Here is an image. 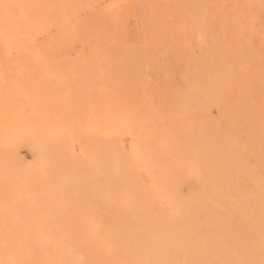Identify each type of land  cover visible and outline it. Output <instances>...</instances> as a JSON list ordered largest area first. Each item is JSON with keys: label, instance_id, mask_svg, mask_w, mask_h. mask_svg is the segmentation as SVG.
<instances>
[{"label": "bare ground", "instance_id": "1", "mask_svg": "<svg viewBox=\"0 0 264 264\" xmlns=\"http://www.w3.org/2000/svg\"><path fill=\"white\" fill-rule=\"evenodd\" d=\"M101 1L45 0L28 7V2L26 6V2L0 0L1 25H5L2 32H17L18 57H38L33 51L37 46L35 34L24 42L23 31L28 23L31 29L44 28L45 56L63 58L67 39L76 36L73 28L77 26L72 28L71 21L80 10ZM143 1L153 16L154 39L159 40L167 29H173L168 20L177 15L176 2L159 0L165 8L161 16L155 2ZM198 17L202 25H208V36L216 46L230 42L249 45V35L227 18L209 23L204 14ZM189 35L196 46L198 36L193 28ZM261 41L263 44L264 36ZM219 46L209 52L211 67L217 63L215 56L222 53ZM103 51L118 60V66L110 74L113 93L101 90L99 94L94 224L77 235L46 227L49 221L37 209L36 200L52 206L50 194L56 189L54 185L61 183L53 175L50 147L62 149L69 134L62 125L55 127L54 134L45 125L20 128L15 135L16 147L30 146L40 161L27 167L18 151L19 171L5 186L27 210L19 215L23 219L18 221L17 235L0 237V264H264V117L258 118V127H263L257 139L253 132L247 136L246 132L254 130L247 131L236 118L237 109L245 102L254 106L261 103L264 112V85L263 90L247 92V100L245 93L218 89L224 79L214 78L215 68H211L204 73L205 82L193 79L196 89L182 94L174 109L155 111L146 104L142 115L149 122L144 124L132 93L116 96L118 85L129 79L122 78L126 75L122 71L124 54L118 58L115 52L96 44L88 58L99 66L100 81L105 83ZM199 51L204 55L209 49ZM202 69L196 64L197 73ZM207 83L217 91L210 90L212 86ZM213 109L218 110L215 118ZM159 125L165 130L158 131ZM249 153L260 161L253 167ZM167 167L191 181L197 200L184 203L173 195ZM42 191L46 194L41 197ZM28 216L34 219V228L21 225ZM54 223L58 222L50 224Z\"/></svg>", "mask_w": 264, "mask_h": 264}, {"label": "rangeland", "instance_id": "2", "mask_svg": "<svg viewBox=\"0 0 264 264\" xmlns=\"http://www.w3.org/2000/svg\"><path fill=\"white\" fill-rule=\"evenodd\" d=\"M16 1L26 2V6L29 3L28 7H31L35 2L45 0ZM158 1L151 0L155 2L159 15L163 16L165 8ZM191 1L193 3H189ZM175 2L177 15L168 20L173 29H167L159 40L154 39L155 33L151 30L153 16L143 0H103L97 6L82 9L70 25L72 28L73 24L77 26L73 28L76 36L67 39L63 48L65 55L59 59L45 56L44 28L31 29L30 23L22 30V37L24 42H28L35 34L37 46L33 51L38 57L26 54L18 57L19 36L15 29L6 34L2 32L1 26L5 25H1L4 19L0 9V237L16 236L18 221L23 219L21 216L27 210L26 204L5 186L7 180L9 183L19 171L18 151L27 167L40 161L30 146L22 145L18 150L14 143L15 135L20 128L37 125L49 126L51 134L57 125H62L64 132L66 129L69 134L62 149L50 147L53 175L61 183L55 184L56 189L50 194L52 206L36 200L37 209L49 221L46 227L56 228L64 235H77L94 224L95 162L98 155L95 131L99 122V94L101 90L113 93L110 74L115 73L118 66V60L103 51L106 62L102 67L105 76L102 84L99 66L88 58L94 45L100 44L102 49L115 52L118 58L124 54L122 71L126 75L122 78L129 79L120 83L119 92L115 93L117 98L124 93H132L144 124L149 122L142 115L146 104L155 111L174 109L182 94L196 89L193 79L205 82L204 73L210 72L211 68H215L212 70L214 78L224 79L222 85L218 84L221 91L245 93L244 98L248 100L247 92L263 90L264 56L261 54H264V43L261 37L264 36V0ZM198 14L207 16L209 23L219 17L227 18L229 23L249 35L246 37L249 45L230 42L216 46L214 39L208 36V25L201 24ZM20 16L23 17V13ZM192 28L198 36L195 37L196 46L190 40ZM218 46L222 53L215 56L217 63L211 67L212 55L209 52ZM205 47L209 51L203 55L199 50ZM195 63L203 68L200 73H197ZM207 85L212 86L210 90L217 91L215 86ZM260 105L259 102L256 106L245 102L242 109H237L236 115L247 131L249 128L254 130L246 132V135L253 132L256 139L263 127L257 125L258 118L264 117ZM211 114L215 118L218 110L213 109ZM162 130L165 127L159 125L158 131ZM163 141L168 147V143ZM249 155L252 167L260 162L254 154ZM242 170L245 171L244 168ZM167 172L168 181L172 184L168 186L180 202L197 200L189 179L175 174L170 167H167ZM233 182L237 185L236 179ZM232 187L235 192L233 183ZM45 194L42 191L39 195ZM33 220L28 216L21 225L34 228ZM55 220L58 223L50 224ZM229 223L233 224V221ZM244 243L247 249L248 242Z\"/></svg>", "mask_w": 264, "mask_h": 264}]
</instances>
